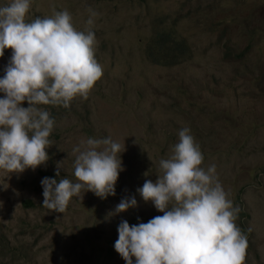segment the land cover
Returning <instances> with one entry per match:
<instances>
[{
  "label": "clouds",
  "instance_id": "1",
  "mask_svg": "<svg viewBox=\"0 0 264 264\" xmlns=\"http://www.w3.org/2000/svg\"><path fill=\"white\" fill-rule=\"evenodd\" d=\"M29 9L30 0H11L7 6L0 7V73H5L3 78L0 74V93L4 94L0 98V170L9 174L23 173L29 168L35 170L45 164L52 153V140L57 137L50 134L55 122L50 113L38 105L55 106L50 109L56 115L61 106L69 108L75 97L87 99L95 82L103 75V68L95 58L97 40L92 31L93 18L98 13L88 9L91 13L86 21L88 27L79 31L73 26L67 10L54 11L52 17H37L29 22L26 16ZM225 11L227 15H237L228 8ZM246 15L249 16L212 15V20L200 33L204 37L199 38L194 47L187 35L178 34L175 21L171 27L160 25L171 33L169 52L158 59L154 56L158 46L154 44L145 59L154 68H170L189 62L195 56L194 50L198 51L196 60L205 59L199 72L206 73L209 80L206 86L198 84L195 90H188L189 95L195 99L207 89L211 100L208 107L198 108V111L206 110L213 118L220 115L228 127L231 126L233 139L228 145L232 150L240 147L245 154L258 155L259 182L255 183L258 195L244 219L251 215L262 222L264 7L256 6ZM252 15H262L263 19L256 22ZM231 30L239 35L237 41L233 40ZM206 43L208 45L204 47ZM181 46L183 49L179 48ZM174 54L177 60H169ZM146 63L137 69L138 78L141 77L145 86H162L157 81V74L158 80L168 79L167 75L156 69L147 72ZM128 79V75L120 79L118 75H112V90L107 99L126 107L124 102L130 94ZM176 88L179 94L175 93ZM104 90L100 87L97 95ZM163 90L167 98L180 103L177 96L184 92L177 83L163 87ZM208 92L203 98H208ZM137 94V103H143L146 95L141 90ZM24 101H27V107L22 106ZM178 109L180 113H173L172 119L180 115V120L188 124L174 134L169 132L170 148L160 149L152 163L147 161L129 129L114 124L110 132L126 141L128 148L110 136L88 138L73 148L74 177L78 182L73 183L68 178L57 180L54 174L40 170L47 177L41 180L42 186L36 191L40 190L43 195V207L63 213L71 198L80 197L85 188L101 199L115 194L118 197L120 192L129 193L131 188L126 179L122 187L119 184V173L129 164L133 163L139 171L156 166L157 174L145 173L139 181L133 178L134 197L122 199L114 212L109 213L124 212L137 207L138 203V210L147 221L130 226L122 220L119 224L114 248L125 264H133V257L135 264H244L251 235L242 223L239 203L226 185L219 183L215 165H206L205 151L221 154L219 149L203 146L212 136L201 127L207 123L208 116L193 121L188 110H196ZM246 114L253 118L251 129ZM117 129L129 135H121ZM253 131L259 132L262 138L260 149L254 148L256 144L250 140ZM145 163L149 167H145ZM58 164L56 177H60L61 171ZM4 255L0 254V264L10 262L3 260Z\"/></svg>",
  "mask_w": 264,
  "mask_h": 264
},
{
  "label": "rangeland",
  "instance_id": "2",
  "mask_svg": "<svg viewBox=\"0 0 264 264\" xmlns=\"http://www.w3.org/2000/svg\"><path fill=\"white\" fill-rule=\"evenodd\" d=\"M0 2V7H3L10 4L11 0ZM256 6L264 7V0H30L26 15L29 22L37 17H52L54 11L67 10L72 16L73 26L84 31L91 15L88 9L98 13L93 18L92 31L97 40L95 58L103 68V75L95 82L87 99L75 97L69 108L61 106L56 115L50 109L55 106L38 105L54 119L50 135L57 137L52 140V153L45 164L19 174L0 170V254H5L4 261L10 260L8 264H125L114 248L119 224L122 220L130 226L147 221L142 218L138 203L137 207L124 212L115 215L109 213L114 212L122 199L134 197V179L139 181L145 173L157 174V167L139 171L131 163L119 173V184L122 187L126 179L127 186L131 188L129 193L120 192L118 197L115 194L101 199L85 188L80 197L71 198L63 213L43 207V195L40 190H36L40 189L41 180L47 176L40 170L54 174L57 180L68 178L73 183L78 182L74 177V147L80 146L88 138L106 136L129 147L126 141L110 132L114 124L129 129L147 156V161L152 163L160 149L170 148L169 132L174 134L181 126L188 124L180 120V115L172 119L173 113H180L178 107L198 111L211 100L207 89H203L198 98L189 95L188 90H195L198 84L206 86L209 80L206 73L199 72L205 59L196 60L197 50H194L195 56L191 61L174 64L170 68H154L146 63L147 49L154 47L148 42L152 40L153 32L160 25L171 27L172 21H175L178 34L187 35L194 47L198 39L204 37L200 33L212 20V15L248 17V10L254 11ZM227 8L237 15H227ZM252 19L262 21L263 16L252 15ZM231 35L234 41L239 39V35L232 30ZM168 45L169 41H161L159 49L163 50ZM179 48L183 49V46ZM145 63L149 67L147 72L156 69L160 74L167 75L168 79L158 80L155 72L162 86L148 87L143 84L141 77L138 78L136 71ZM0 74L3 78L5 73L3 71ZM112 75H118L119 79L124 78V75L129 77L127 88L130 94L124 102L126 107L118 101L107 99L112 90ZM176 83L184 92L177 96L179 104L163 94V87L168 88ZM100 87L105 90L97 95ZM139 90L146 95L141 104L137 103ZM205 92H208L207 99L203 98ZM3 97L4 94L0 93V98ZM22 106L27 107V101ZM246 117L251 129L253 118L250 114H246ZM201 127L212 134L203 146L221 151L220 155L205 151L206 165H215L219 183L225 184L239 203L243 213L242 223L251 235L252 242H248L244 264H264V216L262 222L251 215L244 219L251 212L254 198L258 195L255 183L259 182L256 170L259 157L256 153L251 156L245 154L240 147L231 149L232 146L228 144L233 139V130L222 116L213 118L208 114L207 123ZM118 132L129 135L121 130ZM250 140L253 145L256 144L254 148H261L259 132L253 131ZM57 164L61 168L60 177L55 175ZM145 167H149V164L145 163ZM28 201L34 202V206L29 207Z\"/></svg>",
  "mask_w": 264,
  "mask_h": 264
},
{
  "label": "trees",
  "instance_id": "3",
  "mask_svg": "<svg viewBox=\"0 0 264 264\" xmlns=\"http://www.w3.org/2000/svg\"><path fill=\"white\" fill-rule=\"evenodd\" d=\"M166 30H167V28H165V27H159L158 30L153 32L152 40L149 41V43L156 44V46H158V50L156 51V53L154 55L158 59L164 57L169 52V49H170L169 47H165L163 50L159 49V45H160L161 41L167 42L172 37L171 33L166 31ZM153 48H150L147 53L151 52L153 50ZM177 58L178 57L174 54V55L170 56L169 60H177ZM174 91H175L176 94H179V90L177 88ZM188 111L191 113V117H192L193 121H197V120H200V119L202 120V119H205L208 116V113H207L206 110H201V111L188 110ZM27 205L29 207H32V206H34V202L28 201Z\"/></svg>",
  "mask_w": 264,
  "mask_h": 264
}]
</instances>
